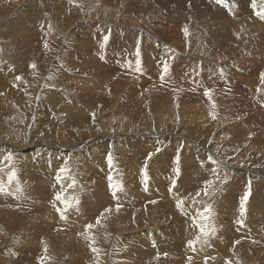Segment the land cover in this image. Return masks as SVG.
<instances>
[{
  "label": "rangeland",
  "instance_id": "1",
  "mask_svg": "<svg viewBox=\"0 0 264 264\" xmlns=\"http://www.w3.org/2000/svg\"><path fill=\"white\" fill-rule=\"evenodd\" d=\"M258 11L0 0V264H264Z\"/></svg>",
  "mask_w": 264,
  "mask_h": 264
},
{
  "label": "bare ground",
  "instance_id": "2",
  "mask_svg": "<svg viewBox=\"0 0 264 264\" xmlns=\"http://www.w3.org/2000/svg\"><path fill=\"white\" fill-rule=\"evenodd\" d=\"M117 26V25H116ZM1 52L4 54L5 52L3 51V50H1ZM178 59V58H177ZM179 61H181V60H179ZM154 79V78H153ZM194 103V102H193ZM192 103V104H193ZM194 107V106H193ZM189 109H191V108H189ZM188 113H190V111H188ZM162 119H163V116H162ZM161 119V120H162ZM164 120V119H163ZM209 120V119H208ZM151 122H153L152 120H151ZM158 123H160L159 122V120L158 121H155V122H153V124H157L158 125ZM153 126L154 125H152L151 123H150V121H148V128L150 129V130H152V128H153ZM227 126H230V125H227ZM157 127V126H156ZM155 127V128H156ZM159 128V127H158ZM238 127H235L234 129H237ZM159 130V129H158ZM122 131H128V130H122ZM131 131V130H130ZM125 132V133H126ZM158 135V138H156V139H161L162 137H163V134L162 133H155V132H152V131H149V133H148V136H149V138H150V140L153 138V139H155L154 137L155 136H157ZM134 136V135H133ZM146 136V135H145ZM174 136V135H173ZM130 138V137H129ZM148 138V139H149ZM128 139V138H127ZM167 139H169V138H167ZM188 139V138H187ZM164 140V139H163ZM166 140V139H165ZM164 140V141H165ZM129 141V140H128ZM131 141V140H130ZM137 141V140H136ZM143 141H144V139H143ZM161 141V140H160ZM187 141H189V139L187 140ZM156 142V141H155ZM38 144H39V146H41V147H43V146H45V145H48V144H51L52 146H54L55 148L57 147V148H63L64 146H66L64 143H61V142H59V141H50V140H48V139H44V138H42V139H40L38 142H37ZM55 143V144H54ZM131 143V142H130ZM131 145H134V144H131ZM146 145V144H145ZM153 146V145H152ZM195 146H197L196 144H195ZM69 147H71V146H67V148H69ZM116 147H118V145L116 146ZM134 147V146H133ZM128 149H130L129 147H128ZM151 150H152V148H150ZM148 150V149H147ZM153 150H155V149H153ZM210 150V149H209ZM115 152V151H114ZM153 152V151H152ZM214 156V155H213ZM14 157H15V155L13 154V153H11V155H10V160L12 161H14L15 162V160H14ZM157 158V157H156ZM160 159V158H159ZM221 158H219V161H221L220 160ZM158 160V159H157ZM11 162H9L8 164H10ZM217 163V162H216ZM13 164H10V166H12ZM219 165V164H218ZM8 166V165H7ZM9 166V167H10ZM208 166V165H207ZM221 166V165H220ZM14 167V166H13ZM232 167V169H236V167L235 166H231ZM102 168H104V167H102ZM123 168V167H122ZM125 168V167H124ZM210 168V167H209ZM221 168V167H220ZM10 169V168H9ZM107 169V168H106ZM100 172V171H99ZM106 172V170L104 171V173ZM139 172V171H138ZM100 176V175H99ZM1 180V179H0ZM119 181V180H118ZM123 181V183H124V185H126V181H127V177L125 178V179H123L122 180ZM122 183V184H123ZM130 186V185H129ZM150 188V187H149ZM125 189V188H124ZM5 191H6V189H4ZM3 190V191H4ZM8 191H10V190H8L7 189V192ZM125 191V190H124ZM10 193V192H9ZM12 195V194H11ZM222 195V194H221ZM3 196V195H2ZM6 197H7V195H6ZM9 197V196H8ZM12 200V199H11ZM148 209V208H147ZM146 209V210H147ZM119 210V209H118ZM114 211V210H113ZM116 211V210H115ZM149 212V211H148ZM14 215V214H13ZM12 216V215H11ZM117 215H115V217H116ZM122 216V215H121ZM120 216V217H121ZM148 216H149V214H148ZM137 217V216H136ZM139 217V216H138ZM3 217L1 216V219H2ZM89 218V217H88ZM132 218V217H131ZM4 219V218H3ZM116 219V218H115ZM119 219H121V218H119ZM125 219V218H124ZM142 219V218H141ZM5 220V219H4ZM3 220V221H4ZM1 221V220H0ZM116 221V220H115ZM128 221H130V220H128ZM137 221V220H136ZM140 221V220H139ZM6 222H8V221H6ZM15 222V221H14ZM50 222V221H49ZM52 222V221H51ZM64 222H66L67 223V221H64ZM119 221H117V223H118ZM5 223V222H4ZM16 223V222H15ZM14 223V224H15ZM122 223H123V221L122 222H120L119 224H116V226L117 225H119V227H120V225H122ZM6 224V223H5ZM78 224V222H76V223H74V226H77V228H80L81 227V225H77ZM134 224H137V223H134ZM62 225V224H61ZM130 225V224H129ZM133 225V224H132ZM135 226V225H134ZM12 227V226H11ZM14 227V226H13ZM122 227V226H121ZM120 227V228H121ZM136 227V226H135ZM138 227V226H137ZM140 227V226H139ZM124 228V227H123ZM6 229V228H5ZM76 229V228H75ZM2 232H4V231H2ZM7 232V231H6ZM4 234V233H3ZM11 234V233H10ZM6 236H7V234H5ZM12 235V234H11ZM1 236V235H0ZM53 236V235H52ZM113 236V235H112ZM121 236V235H120ZM12 237V236H11ZM96 238V237H95ZM111 239H112V237H110ZM115 238V237H114ZM97 239H98V237H97ZM103 239V238H102ZM47 240V239H46ZM50 241V240H49ZM101 242V241H100ZM126 242V244H127V240H121V239H116L115 241H114V244H113V246H112V248L114 249V248H117V247H120V246H122L124 243ZM109 250L111 251V247H109ZM130 256V254L128 253V252H125L124 253V256L127 258V256ZM131 257V256H130ZM52 259V258H51ZM237 260H239V262H240V259H237ZM237 264V263H236ZM240 264V263H239Z\"/></svg>",
  "mask_w": 264,
  "mask_h": 264
},
{
  "label": "snow or ice",
  "instance_id": "3",
  "mask_svg": "<svg viewBox=\"0 0 264 264\" xmlns=\"http://www.w3.org/2000/svg\"><path fill=\"white\" fill-rule=\"evenodd\" d=\"M218 3H223L224 0H217ZM252 7L253 9H256L257 8V0H252ZM258 16H260L261 19H264V0H260V11H258L256 13ZM185 34H187V30L185 29ZM47 46V45H45ZM33 67H35V65H33ZM167 65H165V68H164V71L167 72ZM19 79V77H18ZM262 82H264V74H262ZM207 95V93H206ZM109 162L111 163V157L109 158ZM64 171V170H62ZM14 175V174H13ZM11 179V177H10ZM109 181H110V187L113 188V189H116V188H119L120 186L118 184H113L111 181H112V177H109ZM0 191H3V188L2 186H0ZM57 200H60L61 197L60 195H57L56 197ZM248 199V196L245 195L243 200H242V203H241V211L243 212L244 211V201H246ZM59 211V209H58ZM63 218V217H62ZM99 222V221H98ZM199 228H200V233L202 236H207L208 235V232L205 230L206 226L205 225H197ZM92 225H88L87 228H91ZM214 231V230H213ZM200 237H197L196 240L199 241ZM195 243V242H190V246ZM93 251H95V249H93Z\"/></svg>",
  "mask_w": 264,
  "mask_h": 264
}]
</instances>
